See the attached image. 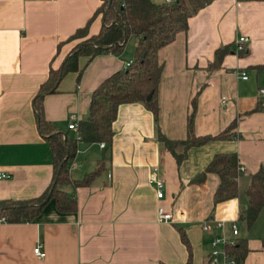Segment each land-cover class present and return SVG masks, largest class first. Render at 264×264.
Returning <instances> with one entry per match:
<instances>
[{"label": "crops", "instance_id": "obj_1", "mask_svg": "<svg viewBox=\"0 0 264 264\" xmlns=\"http://www.w3.org/2000/svg\"><path fill=\"white\" fill-rule=\"evenodd\" d=\"M104 2L0 0V174L9 175L0 179V200L39 197L52 184L54 150L39 128L35 99L51 70L60 69L73 51L77 31L88 23L89 37L101 31L104 20L97 11ZM241 36L249 38L243 52L237 46ZM138 43L132 35L121 54L105 52L89 62L80 56L83 72L67 73L55 92L44 94L46 120L77 138L69 128L71 114L79 122L86 118L94 90L127 68ZM224 46L229 50L219 59ZM159 61L158 116L143 103L123 104L111 145L79 140L70 180L61 185L76 194L77 209L61 210L51 199L32 221L0 223V264H185L190 254L181 230L191 243L192 263L211 264V242L232 237V221L249 247L244 264H264V228L254 231L260 217L252 227L240 220L252 176L264 164V0H214L159 50ZM194 105L197 136H216L236 123L235 136L192 147L179 164L159 135L186 140ZM219 153L239 156V195L215 205L220 176L196 179ZM154 171L165 180L164 199L151 181ZM93 173L89 184L76 185ZM160 206L174 213V221L159 219ZM209 219L226 226L205 231ZM39 244L44 258L34 252Z\"/></svg>", "mask_w": 264, "mask_h": 264}, {"label": "trees", "instance_id": "obj_2", "mask_svg": "<svg viewBox=\"0 0 264 264\" xmlns=\"http://www.w3.org/2000/svg\"><path fill=\"white\" fill-rule=\"evenodd\" d=\"M213 1L173 0L158 4L152 0H105L106 9L103 13L104 24L101 31L89 38L85 49L71 53L60 69L51 70L49 79L42 85L35 99L39 128L43 136L50 140L54 150L53 182L39 197L26 200H0V218L5 219V222L8 223L32 221L51 199L55 200L61 210L73 211L77 209L76 194L67 193L61 188V185L70 180L69 164L76 155L78 141L105 142L111 145L115 136L114 123L119 108L123 104L143 103L156 117L158 116L157 93L163 72V64L159 61V50L172 43L178 33L186 32L189 28V19ZM101 8L97 13H100ZM88 30L89 23L83 29H79L73 37L78 34L88 35ZM132 35L139 38L133 61L126 69L114 73L94 90L89 114L79 122L78 134L80 138H70L57 131L44 116L41 101L44 94L55 92L61 78L67 73L77 71L81 74L83 72L84 67L80 68L78 64L80 56H88L89 62L105 52L121 54ZM228 50V46L220 48L217 51V57L221 59ZM149 95H152L151 100H148ZM193 104H195L194 101ZM193 107L189 114L188 138L186 140L175 141L163 134L159 135L160 140L175 155L179 164L187 157L190 148L202 146L211 140L231 139L235 136L231 130L236 123L219 135L197 136L194 130L195 105ZM47 130H51V133H47ZM179 146L184 149L182 153L177 152ZM238 171L239 156L237 153H219L214 156L205 171L196 180H205L208 173H216L220 176L221 183L214 199L215 205H218L238 197ZM95 175L96 173H93L84 180L75 181V183L77 186L87 185ZM247 196L248 204L242 210L240 220L252 227L264 210V164L252 176ZM181 237L190 254V258L185 264H193L192 246L188 236L182 230ZM229 250L236 257L238 264H244L249 252L247 240L239 239L238 244L229 247Z\"/></svg>", "mask_w": 264, "mask_h": 264}, {"label": "built area", "instance_id": "obj_3", "mask_svg": "<svg viewBox=\"0 0 264 264\" xmlns=\"http://www.w3.org/2000/svg\"><path fill=\"white\" fill-rule=\"evenodd\" d=\"M173 0H167V2H172ZM249 41V38L246 36H241L237 40L238 50L243 52L246 50V43ZM129 63L128 65H130ZM242 78L247 79L248 75L246 72L242 73ZM261 93H264V88L260 90ZM71 122L69 125L70 129L77 131L78 133V126H79V117L76 114H71L70 116ZM77 138H80L79 134ZM101 148L106 147L105 142L100 143ZM76 167V162L72 163V168ZM9 177V175L5 173L0 174V179ZM151 181L156 186L157 197L159 199L165 198V180L160 177L156 171L151 174ZM158 216L159 219L165 222H172L174 221V213L172 211H168L164 206H160L158 209ZM5 222V219L0 218V223ZM226 226V222L223 220H215L209 219L207 220L204 225L203 229L205 231H210L213 228L224 229ZM232 237H226L224 235L215 236L211 242V253H210V262L211 264H238V261L234 255L230 253L229 247L238 244L239 242V228L236 221H232L230 224ZM34 252L41 258H44L46 253L43 250V245L39 244L35 249Z\"/></svg>", "mask_w": 264, "mask_h": 264}, {"label": "rangeland", "instance_id": "obj_4", "mask_svg": "<svg viewBox=\"0 0 264 264\" xmlns=\"http://www.w3.org/2000/svg\"><path fill=\"white\" fill-rule=\"evenodd\" d=\"M105 5L106 4L103 5V7L101 8V11H100L99 14L103 15V13H104V11L106 9ZM89 38L90 37L88 35H82V34H78L75 37H73L71 40H77L78 39V41H77V44L75 45V47H74V49H73V51L71 53H73L74 51H78V50L80 51L81 49H85L84 47L87 46ZM47 133H51V130H47ZM242 227H247V226H242ZM259 227H260L261 231L264 228V210H263V212H262V214L260 216V219L258 220V222L255 225V230L254 231H256V234L259 232ZM246 230H248V227H247ZM251 232H252V230H251Z\"/></svg>", "mask_w": 264, "mask_h": 264}, {"label": "water", "instance_id": "obj_5", "mask_svg": "<svg viewBox=\"0 0 264 264\" xmlns=\"http://www.w3.org/2000/svg\"><path fill=\"white\" fill-rule=\"evenodd\" d=\"M151 99H152V95H149V96H148V100H151Z\"/></svg>", "mask_w": 264, "mask_h": 264}]
</instances>
